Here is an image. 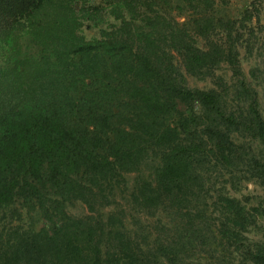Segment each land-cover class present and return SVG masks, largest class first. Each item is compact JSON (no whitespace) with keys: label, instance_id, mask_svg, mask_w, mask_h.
Masks as SVG:
<instances>
[{"label":"trees","instance_id":"obj_1","mask_svg":"<svg viewBox=\"0 0 264 264\" xmlns=\"http://www.w3.org/2000/svg\"><path fill=\"white\" fill-rule=\"evenodd\" d=\"M75 4L0 0V41L26 26L46 52L0 75V264H264V237L250 242L255 217L234 195L264 188V118L232 34L86 41ZM222 65L240 88L190 87ZM155 160L129 211L102 215L125 175ZM19 202L38 206L40 230L14 224ZM75 203L85 216L67 213Z\"/></svg>","mask_w":264,"mask_h":264},{"label":"rangeland","instance_id":"obj_2","mask_svg":"<svg viewBox=\"0 0 264 264\" xmlns=\"http://www.w3.org/2000/svg\"><path fill=\"white\" fill-rule=\"evenodd\" d=\"M75 5L77 34L86 41L116 43L130 38L131 33L140 35L142 31L151 29L164 33L166 28L177 26L186 28L192 36L207 35L215 40L231 33V42L239 52L242 78L258 92L259 108L264 118V0H76ZM198 41L206 43L203 38ZM45 54V47L25 26L18 37L0 41V75L9 73L23 59L39 58ZM188 80L194 89H211L214 85L222 86V89L240 88L237 77L234 78L225 65L217 72H211L207 80L193 77H188ZM233 101L235 106L244 107L242 94ZM241 143L245 148L251 146L245 139ZM158 166V160L148 161L138 170L126 174L125 187L116 195V205L100 213L107 216L118 211L119 207L129 211L126 201L137 183L152 180ZM234 195L247 205L256 220L247 237L250 242L260 243L264 237L263 186L246 182ZM18 204L19 210L14 216L16 226L40 230L45 225L38 206L25 208L23 202ZM66 209L72 217L87 214L81 203ZM8 222L0 217L1 224Z\"/></svg>","mask_w":264,"mask_h":264}]
</instances>
